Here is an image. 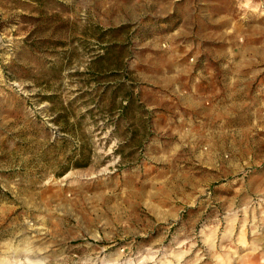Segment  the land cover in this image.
Instances as JSON below:
<instances>
[{
  "label": "rangeland",
  "instance_id": "1",
  "mask_svg": "<svg viewBox=\"0 0 264 264\" xmlns=\"http://www.w3.org/2000/svg\"><path fill=\"white\" fill-rule=\"evenodd\" d=\"M28 261L264 264V0H0V264Z\"/></svg>",
  "mask_w": 264,
  "mask_h": 264
},
{
  "label": "bare ground",
  "instance_id": "2",
  "mask_svg": "<svg viewBox=\"0 0 264 264\" xmlns=\"http://www.w3.org/2000/svg\"><path fill=\"white\" fill-rule=\"evenodd\" d=\"M29 260V259H28ZM28 264H29V261H28ZM31 264V263H30Z\"/></svg>",
  "mask_w": 264,
  "mask_h": 264
}]
</instances>
